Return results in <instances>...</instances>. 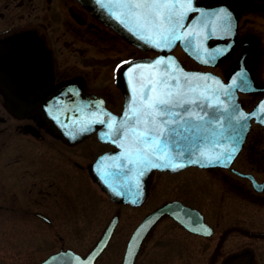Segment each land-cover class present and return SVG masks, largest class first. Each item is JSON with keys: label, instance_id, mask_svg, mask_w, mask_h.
<instances>
[{"label": "flooded vegetation", "instance_id": "obj_1", "mask_svg": "<svg viewBox=\"0 0 264 264\" xmlns=\"http://www.w3.org/2000/svg\"><path fill=\"white\" fill-rule=\"evenodd\" d=\"M199 3L223 4L236 22L235 44L226 57L236 55V61L225 62L220 75L226 78L241 60L254 85L263 87L257 71L262 37L251 27H264V0ZM116 44L121 49H114ZM90 47L97 49L94 57L80 59ZM153 55L156 52L142 51L128 42L79 0H0V235L4 241H13L4 242L2 251L8 246L14 249V258L7 264H22L15 252L16 236L21 231L30 234L39 225L50 242L42 245L47 247L43 255L24 264H38L49 257L51 264H138L141 258L147 264H164L173 259L172 251L185 262L191 257L196 264H264V166L252 156V151L262 149L257 146L259 134L264 135L260 125L251 124L239 154L227 167L154 170L146 196L136 203L112 200L90 174L97 157L117 149L103 140L100 131L106 126L99 121L108 120L102 115L105 109L119 114L123 108L124 98L116 84L121 66ZM262 94L242 92L239 98L249 109ZM63 107L87 108L98 115L64 116L59 114ZM64 159L66 163L61 164ZM195 172L205 176L207 192H192L184 185V178ZM72 175L88 179L94 190L73 181ZM155 175H162L157 182L161 195L166 191L165 180L167 188L176 191L174 196L152 202ZM170 200L198 210L210 235L188 229L164 213L134 243L137 225ZM78 202L84 206L76 213ZM102 204L113 211L90 235L78 223L85 217L83 209L93 212L90 221L94 223ZM208 208L211 215L205 213ZM122 209L135 222L120 234ZM20 220L29 221L30 226L22 228ZM112 220L114 226L108 228ZM163 223L167 226L158 230Z\"/></svg>", "mask_w": 264, "mask_h": 264}, {"label": "water", "instance_id": "obj_2", "mask_svg": "<svg viewBox=\"0 0 264 264\" xmlns=\"http://www.w3.org/2000/svg\"><path fill=\"white\" fill-rule=\"evenodd\" d=\"M86 8H88L93 15L103 21L105 24L111 26L122 37L127 39L134 45L148 50H160L161 54L145 59H138L129 64L123 66L120 70V75L117 81V85L121 88V91L125 97L124 109L120 116H115L116 123L113 126L112 140L118 146L121 142L125 141L123 136L124 129L120 128V124L123 122L121 117L126 110V107L131 103V99L134 98L132 92L133 86L139 88L141 69L137 68L139 64H146L149 61H154L158 58H164L165 60L171 56L178 68L183 69L184 73L199 74L200 77H207V79H194V83L200 84L202 87L206 86L209 89L208 96L210 99L206 102L210 107H206L203 111L200 109H194L200 116H204V121H198L203 123L208 128L207 132L201 134V138L195 141L193 151L195 155L191 157L193 160H197V163H190L189 159L184 157H177V163H183L185 166L197 165L201 167L209 166H226L229 165L233 158L239 152L242 143L245 139L246 133L249 129L250 121L253 119L255 122L261 124L264 127V123L261 122V118L264 117V94L255 103L252 109L245 111L240 102L238 101V91H257L264 90L262 88L253 87V82L250 77V72L244 68L243 63L236 68L228 77L226 81L222 80L217 74L208 70H191L185 69L177 57L169 51L176 45L180 44L183 50L195 59L197 62L205 65L217 64L225 55H227L234 43L235 22L234 18L228 17L227 9L222 5L205 6L196 3V0H192V11L188 12L186 18L182 21L184 28L179 31L183 34L186 31H191L193 35L189 36L185 40H176L172 45L166 48H155L128 28L121 24L119 20L113 15V12H119L118 9H111L109 0H79ZM105 5H109L105 7ZM191 12L195 14L188 20ZM230 13V12H229ZM227 16V19L223 17ZM227 32L230 36V40L227 43L210 44L209 39L212 37L221 38L223 33ZM241 60L239 61V64ZM162 68L164 66H161ZM131 77V79H129ZM57 111V109H54ZM243 113L247 119L241 121L245 125L244 129L239 132L238 138L234 141L233 136L236 135V120L234 117ZM59 114L64 116H81L90 115L86 109H74V108H60ZM210 121V123H208ZM130 123V122H129ZM114 133V134H113ZM80 136H78L79 138ZM119 147V146H118ZM235 148V152L232 154L231 159L228 158L226 151ZM204 151L207 156L220 155L219 160L213 159L211 163L207 157H200L199 152ZM125 154V149L119 147L114 154L100 157L95 163L90 166V173L95 181L99 184L109 197L117 202H139L147 194L149 184L151 181V173L154 167L140 165L136 163H128L127 159L121 158ZM175 154V153H174ZM184 166V167H185ZM108 167V168H106ZM183 168V167H181ZM98 169V170H97ZM169 169L171 168H158ZM179 169V168H178ZM141 172L143 174H141ZM177 201H171L164 206L153 211L150 215L144 218V220L138 225L134 233V242L137 243L145 230L149 228L162 213L174 214V209L179 207ZM185 212L180 211L174 214L181 223L186 227L194 230H201L203 226L199 223L202 218L194 210L189 208H182ZM189 216V217H187ZM110 225L109 227H111ZM45 261L41 264H47Z\"/></svg>", "mask_w": 264, "mask_h": 264}, {"label": "snow or ice", "instance_id": "obj_3", "mask_svg": "<svg viewBox=\"0 0 264 264\" xmlns=\"http://www.w3.org/2000/svg\"><path fill=\"white\" fill-rule=\"evenodd\" d=\"M109 2L110 10H119L113 12L117 20L139 39L155 48H166L176 40H185L193 35L191 31L183 34L179 31L184 28L182 21L187 13L192 11V0H109ZM137 68L142 70L139 88L133 86L134 98L121 117L123 122L120 128L124 129L125 137V141L118 145L125 149V154L121 158L127 159L130 164L172 170L185 166L183 163L175 162L177 157L186 156L190 163H197V160L191 159L195 155L193 147L195 141L201 138V134L207 132L208 128L203 123H198L204 121L205 117L200 116L194 109L203 111L211 105L206 104L210 99L209 89L193 81L206 80L207 77L184 73L183 69L176 66L171 56L166 60L158 58L146 64H139ZM234 119L237 128L232 139L235 141L245 127L241 121L247 117L240 113ZM110 120L107 127L112 130L116 118L110 117ZM99 122L104 123L103 120ZM261 122L264 123V117L261 118ZM235 150L226 149L229 159ZM199 155L207 157L209 163L213 159H220V155L207 156L204 151H200ZM201 231L205 235H210L207 228H202Z\"/></svg>", "mask_w": 264, "mask_h": 264}, {"label": "rangeland", "instance_id": "obj_4", "mask_svg": "<svg viewBox=\"0 0 264 264\" xmlns=\"http://www.w3.org/2000/svg\"><path fill=\"white\" fill-rule=\"evenodd\" d=\"M251 30H255V31H258L261 33V49L263 51L262 53V56H261V60H260V64H259V67L257 69L258 71V75H259V79L264 82V27H258L256 25L252 26L251 27ZM114 49H121L120 48V45L116 44L114 46ZM97 51V49L95 48H86V52L85 54L83 55V57H80V59H84V60H87L91 57H94L95 55V52ZM173 52L182 60V62L185 63V65H189L191 67H195V68H200L199 65H197L196 63H194L191 59H189L188 57H186V55L178 48H175L173 50ZM231 61V62H234V60L236 61V55H232L231 57L229 58H226L224 59L223 61H221L220 64H218L217 66L211 68L213 71L219 73V74H222L223 71L225 70V62L227 61ZM201 68H204V67H201ZM93 77V75H91V78ZM258 147H262V149L259 151V152H256V151H252V156L254 158L257 157V159H260V162L261 164L260 165H263L264 166V135L263 134H259V142L257 144ZM259 153H261L262 155H259ZM82 159V158H80ZM66 163L65 162V159L64 161L61 162V164H64ZM239 164H244L242 162V160L239 161ZM71 178L73 179V181L79 183L81 186H83L84 188H86L88 191H92L94 190L93 186L89 183L88 179L86 181L85 178L83 177H76L75 176H71ZM162 179V175H155L153 177V180L154 183L151 185V188L153 187V189L151 190V197H156V199L153 201L152 199V202H155L157 199L160 201L162 198H165L167 196H174L176 191L174 190L173 187H168L169 183H165V180H163L164 183L162 184H166V191L165 189L163 190V197L161 195V192L159 189H157V182L160 181ZM170 179L167 180V182L169 181ZM88 182V183H87ZM182 183V182H181ZM183 183L184 185H187L188 186V189L192 190V192H196V191H200V189H203V191L207 192V184H208V181L205 179V176L198 173V172H195L193 173V175L189 176V177H186L184 178L183 180ZM89 184V185H88ZM79 190V189H78ZM165 191V192H164ZM175 191V192H173ZM80 193V192H79ZM204 196V195H203ZM200 201V200H198ZM201 202V201H200ZM103 204L106 205V202L104 201ZM103 204H102V207H103ZM82 206L84 205H81L80 202H78V206H77V212L76 213H79L81 211V208ZM96 208L99 209V205L96 204L95 206ZM107 207V206H106ZM85 212H84V218L85 220H87L85 222V225L82 223L84 221V218H83V221H79V225L82 224V226H85L88 228V230L86 231H89V234L92 235V232L94 230H96L99 226H103L104 223L106 222L107 220V215L113 211V208L110 209V207L108 208H105L103 207V210L97 214H94L96 215V221L93 223L91 222V214L93 212H88L87 210L83 209ZM120 214H121V220H120V223L118 224V227L121 228V232H125L127 230V228H130L131 225L135 222V220H130L129 218V213H127V211L125 210H120L119 211ZM206 215H211V211L210 209L208 208L206 210ZM81 220V219H80ZM90 221V222H89ZM14 221H12V224H13ZM17 222V221H16ZM19 225L24 228V227H28L30 226V223L29 221L27 220H20L19 221ZM167 226V224L163 223V225L161 226H158V230L159 228L161 227H165ZM43 228L39 225V227H37L36 229H33V231L31 230L30 234L28 233H24L21 231L18 233V235L16 236V240H18V244H17V247H16V255L19 254L20 255V261L22 264L26 263V262H32L35 260V257L37 258V256H41L44 254V250L47 248L45 246H42L43 244H45L46 242H50L49 239H50V236L46 234V231L42 230ZM159 232L157 231L156 229V233ZM178 232V231H177ZM178 233H182V232H178ZM118 235H119V232H118ZM82 238V237H80ZM80 238H76L73 239L75 240L76 243H81L79 241ZM12 239V238H11ZM57 239H54L52 242L56 241ZM11 244L13 243V241H4L2 236L0 235V264H7V261L9 260V258H14V255H13V252H14V249L12 246H8V249L6 250H3L2 251V246L3 244ZM51 242V243H52ZM58 242V240H57ZM55 243V242H54ZM201 249H204V248H201ZM200 250V249H199ZM160 251V249H159ZM172 254H174V256L172 257L173 259L170 258L169 261H164V264H196V260H192V258L190 257L189 259H186L187 262H185L183 260V257H177V254L178 252L176 251H172ZM187 253H184V256L186 257ZM145 260H148V259H145ZM138 264H147V262L143 261L142 258L139 259L138 261Z\"/></svg>", "mask_w": 264, "mask_h": 264}]
</instances>
